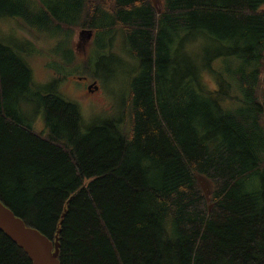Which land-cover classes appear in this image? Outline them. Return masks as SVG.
<instances>
[{"label": "trees", "instance_id": "trees-1", "mask_svg": "<svg viewBox=\"0 0 264 264\" xmlns=\"http://www.w3.org/2000/svg\"><path fill=\"white\" fill-rule=\"evenodd\" d=\"M162 1L0 0V18L37 37L93 30L106 53L118 36L139 62L118 116L86 131L76 101L41 94L44 135L21 113L25 45L0 39V200L59 244L61 264H264V0ZM221 56L236 62L228 79ZM0 264H33L1 230Z\"/></svg>", "mask_w": 264, "mask_h": 264}, {"label": "rangeland", "instance_id": "rangeland-1", "mask_svg": "<svg viewBox=\"0 0 264 264\" xmlns=\"http://www.w3.org/2000/svg\"><path fill=\"white\" fill-rule=\"evenodd\" d=\"M151 1L157 12L160 13L163 9L161 3L155 5L153 0ZM1 19L0 39L10 45H13L11 42L14 41L22 42L25 45L19 48L13 45L18 51L25 54L33 71V83L28 94L29 100H22L20 107L25 122L30 124L36 132L44 135L48 133L44 110L39 104V96L50 91H56L79 104L83 119V131L95 123L118 116L120 103L124 98L126 99L128 84L136 74L139 65V62L124 50L121 37L119 39L118 36L115 37L111 51L102 53L94 51L98 45L95 43L93 30L78 29L75 31L74 37L66 40H64L63 33L57 35L59 32L47 34L41 38L25 31L19 26L17 19L8 17ZM82 35L85 36L82 38ZM72 39V49L77 57L76 64L67 63L66 55L63 54V50L69 48ZM101 44L105 48L106 42ZM207 44L209 45V42L204 39L198 42V45H192L193 47L199 46V54L196 56L199 62L204 56ZM84 62L88 63L89 70L93 74L82 71ZM235 63L234 58L224 56L211 61L213 68L216 71L218 69V72L226 79L233 75ZM212 73L205 71L203 81L210 89L216 86L218 88L219 85L215 80L216 73ZM92 80H96L94 84H97L94 92L90 91L88 87ZM229 92L232 95L236 93L237 96H241L238 83H235ZM237 103L240 102L237 101ZM210 188L211 186L209 190Z\"/></svg>", "mask_w": 264, "mask_h": 264}, {"label": "water", "instance_id": "water-1", "mask_svg": "<svg viewBox=\"0 0 264 264\" xmlns=\"http://www.w3.org/2000/svg\"><path fill=\"white\" fill-rule=\"evenodd\" d=\"M158 4L159 0H153ZM199 183L209 199L211 194L210 181L198 176ZM0 230L19 244L30 256L33 264H61L59 260V244L38 230L26 225L24 220L17 216L0 200Z\"/></svg>", "mask_w": 264, "mask_h": 264}, {"label": "flooded vegetation", "instance_id": "flooded-vegetation-1", "mask_svg": "<svg viewBox=\"0 0 264 264\" xmlns=\"http://www.w3.org/2000/svg\"><path fill=\"white\" fill-rule=\"evenodd\" d=\"M160 3H161L162 8H163V1H162V0H159V3H158V4H160ZM162 8H161V9H162ZM83 36H85V35H82L81 37L83 38ZM94 83H96V80H92V81H90V83L88 84L89 90L92 91V92H94V90L97 88V84H94ZM93 84H94V85H93ZM93 86H95V88H93Z\"/></svg>", "mask_w": 264, "mask_h": 264}, {"label": "bare ground", "instance_id": "bare-ground-1", "mask_svg": "<svg viewBox=\"0 0 264 264\" xmlns=\"http://www.w3.org/2000/svg\"><path fill=\"white\" fill-rule=\"evenodd\" d=\"M30 227V226H29ZM31 228H33V227H31ZM35 229V228H34ZM37 230V229H36ZM39 231V230H38ZM40 232V231H39Z\"/></svg>", "mask_w": 264, "mask_h": 264}]
</instances>
